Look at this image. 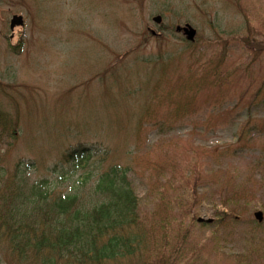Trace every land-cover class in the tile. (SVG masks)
Here are the masks:
<instances>
[{
    "label": "rangeland",
    "instance_id": "rangeland-1",
    "mask_svg": "<svg viewBox=\"0 0 264 264\" xmlns=\"http://www.w3.org/2000/svg\"><path fill=\"white\" fill-rule=\"evenodd\" d=\"M186 24L195 41L177 31ZM216 76L236 83L217 95ZM263 78L264 0H0V264H264V137L232 149L243 126L264 128V105L217 104ZM115 164L140 195L145 219L126 232L136 252L17 250L13 238L35 233L52 244L57 199L97 202L93 181Z\"/></svg>",
    "mask_w": 264,
    "mask_h": 264
},
{
    "label": "trees",
    "instance_id": "trees-1",
    "mask_svg": "<svg viewBox=\"0 0 264 264\" xmlns=\"http://www.w3.org/2000/svg\"><path fill=\"white\" fill-rule=\"evenodd\" d=\"M256 51H261V49L258 47ZM248 75H251L250 68L245 67L242 77ZM216 77L215 83H209L215 85L217 95L218 89L220 90L222 85L229 87L230 90L236 83L233 79L227 80L226 77L224 79L218 76ZM206 81H208V78L197 79V83L200 85ZM252 82L250 80V83ZM183 88L184 85L181 86V90ZM232 97L226 96V100L220 99L217 104L223 105L224 103L230 102L227 105H230L233 110L240 103L242 105L244 102L245 105H264V78L256 89V93L248 99H245V95L240 93ZM227 112H232V109L227 110ZM146 124V118L140 119L137 121V129H144ZM243 127L237 144L232 147L234 151L241 153L245 150L255 149L259 144L258 138L264 137L263 127L256 125L249 126V124ZM238 149H242V151ZM186 162L185 168H188V165L191 164L196 166L194 157H190ZM158 165L161 166L163 164ZM262 166H264V159H260L255 166L260 170L256 176H261ZM131 170V167H123L115 164L102 172L93 181H96L93 189L98 197L97 202L91 198L84 200L77 193H65L57 199L56 204H54V210L49 214L50 219H54L48 225L49 233L55 236L54 242L50 244V240L47 239L48 237L45 238L47 240L36 241V233L32 236L12 237L15 240V246L17 245V250L27 255L28 258V250H31L33 254L32 259L38 258L39 255L45 258L44 255L46 252L43 253L44 250L52 252L59 250L61 252L62 250L68 253L69 257H71V262L82 260L85 256L92 261L94 259L100 260L104 258L117 259L136 252L139 247L135 246V242L136 238L139 237V233L134 232V229H132V233L130 231L128 232L129 235L126 232L131 226H136V221L145 219V216L141 215L140 195L135 182L130 178ZM188 170L194 172L190 167ZM88 184H90L88 178L81 182V186H87ZM1 191L7 192V186L3 187ZM218 196L223 197L225 201L230 200V197L224 193H218ZM187 213L191 220L193 218L191 211L189 210ZM157 214L164 215L160 210H157ZM223 216L224 218L232 217L233 209H229ZM148 233L152 235V231ZM154 235L157 236L156 234ZM147 236L150 238L149 235ZM147 236L145 235L141 238H146ZM140 241L139 239L137 243H140ZM26 247L27 249H24ZM33 249L35 250L34 252ZM43 264L48 263L43 262Z\"/></svg>",
    "mask_w": 264,
    "mask_h": 264
},
{
    "label": "water",
    "instance_id": "water-1",
    "mask_svg": "<svg viewBox=\"0 0 264 264\" xmlns=\"http://www.w3.org/2000/svg\"><path fill=\"white\" fill-rule=\"evenodd\" d=\"M15 20H17L16 22H19V23L22 22V18L21 17H17ZM155 20L158 21V22H160L161 21V17L158 16V17L155 18ZM177 30L178 31H182L183 30L185 32V34L187 35V37H188L189 40H193L195 38V36H196V33H197L196 29H194L189 24L187 26H185V27L178 26ZM255 216L260 221H262L263 218H264V214H263L262 211H257L255 213ZM199 221L202 222V221H204V219L203 218H200ZM210 221H211V219L208 220V222H210Z\"/></svg>",
    "mask_w": 264,
    "mask_h": 264
}]
</instances>
